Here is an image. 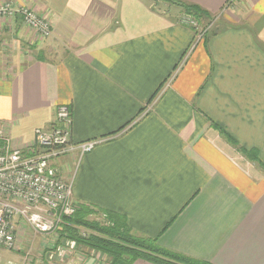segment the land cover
Wrapping results in <instances>:
<instances>
[{
    "label": "crops",
    "instance_id": "1",
    "mask_svg": "<svg viewBox=\"0 0 264 264\" xmlns=\"http://www.w3.org/2000/svg\"><path fill=\"white\" fill-rule=\"evenodd\" d=\"M7 1L52 28L43 38L0 19V127L13 148L68 106L72 143L96 142L54 162L77 207L193 260L264 264V0H177L215 18L199 42L166 1Z\"/></svg>",
    "mask_w": 264,
    "mask_h": 264
},
{
    "label": "built area",
    "instance_id": "2",
    "mask_svg": "<svg viewBox=\"0 0 264 264\" xmlns=\"http://www.w3.org/2000/svg\"><path fill=\"white\" fill-rule=\"evenodd\" d=\"M17 16L43 38L51 37L50 24L37 12L14 8L7 0H0V18ZM180 23L189 28L198 26L190 17ZM196 39H204V33ZM72 125L71 109L59 106L55 123L36 130L34 141L25 149L13 148L10 137L0 127V251L15 249L18 223L28 224L37 234L53 235L65 218L75 215L73 179L62 178L54 162L73 152L84 155L94 149L96 142L73 144Z\"/></svg>",
    "mask_w": 264,
    "mask_h": 264
},
{
    "label": "trees",
    "instance_id": "3",
    "mask_svg": "<svg viewBox=\"0 0 264 264\" xmlns=\"http://www.w3.org/2000/svg\"><path fill=\"white\" fill-rule=\"evenodd\" d=\"M165 1L168 2V0ZM177 2V7L182 8L185 15L190 16L198 24L204 20L214 21L215 19L198 6ZM190 29L194 31V28L190 27ZM206 38H208V34L204 36V39ZM241 153L252 161H259L258 156L252 152L241 150ZM98 213L106 215L104 224L88 220L89 216ZM74 226L90 229L95 234L88 238H79ZM59 231L62 237L74 240L77 245L92 248L111 257L113 264H133L137 260H144L152 264H209L169 252L161 248L157 244V240L134 235L120 216L87 206L77 207L75 215L65 218Z\"/></svg>",
    "mask_w": 264,
    "mask_h": 264
},
{
    "label": "rangeland",
    "instance_id": "4",
    "mask_svg": "<svg viewBox=\"0 0 264 264\" xmlns=\"http://www.w3.org/2000/svg\"><path fill=\"white\" fill-rule=\"evenodd\" d=\"M153 1L164 2L165 0ZM168 2L175 6L178 3L177 0H168ZM178 8L176 12L182 14L180 16L178 15V18H180L179 22L184 18L190 17L185 15L182 8ZM214 22L215 20H204L200 22L194 28L195 36L201 33H204V36L209 34L214 30ZM88 220L104 224L106 215L101 213L94 214L93 216H89ZM17 226L18 232L16 235L15 249L12 251H0L2 264H7L8 262H13L14 264H86L89 259L87 256H92L91 259L93 261L95 260V264H113L111 257L101 254L92 248L77 245L74 240L62 237L60 231L53 235H40L24 222L18 223ZM75 230L79 238H88L95 234L92 230L81 226L75 227ZM83 255H87L86 258ZM88 263L92 264L91 262Z\"/></svg>",
    "mask_w": 264,
    "mask_h": 264
}]
</instances>
